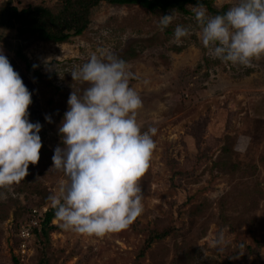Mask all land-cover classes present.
Instances as JSON below:
<instances>
[{
  "label": "rangeland",
  "instance_id": "obj_1",
  "mask_svg": "<svg viewBox=\"0 0 264 264\" xmlns=\"http://www.w3.org/2000/svg\"><path fill=\"white\" fill-rule=\"evenodd\" d=\"M211 1L217 9L240 2ZM63 4L0 0V11L41 6L57 14ZM192 6L163 12L101 0L88 13V27L80 35L71 30L61 44L0 26V50L32 93L28 118L42 125L40 159L29 164L23 181L0 188L6 195L0 199V264H264V54L247 65L214 58ZM172 11L175 18L161 31L159 16ZM177 25L190 30L180 42ZM97 49L126 62L129 85L142 100L137 123L142 132L157 129L139 181L143 212L102 236L66 230L56 217L51 229L38 220L44 233L31 236L20 255L18 227L32 208L40 219L52 207L48 197L61 198L60 184L67 182L52 161L54 149L63 147L58 127L70 93L81 95L89 86L71 72Z\"/></svg>",
  "mask_w": 264,
  "mask_h": 264
},
{
  "label": "clouds",
  "instance_id": "obj_2",
  "mask_svg": "<svg viewBox=\"0 0 264 264\" xmlns=\"http://www.w3.org/2000/svg\"><path fill=\"white\" fill-rule=\"evenodd\" d=\"M191 11L202 26V44L214 58L247 65L264 54V0H240L214 16L197 0ZM174 18V11L159 16L160 30ZM189 32L177 25L175 41ZM71 75L89 86L81 95L74 90L69 95L58 127L63 147L57 146L52 156L67 182L60 184L62 202L56 195L48 199L61 227L102 236L126 228L143 212L139 181L149 167L157 129L142 132L137 123L142 100L129 85L124 60L97 49ZM31 96L0 50V188L23 181L29 164L40 159L42 125L28 118ZM45 120L52 122L48 115ZM0 199L6 195L0 193Z\"/></svg>",
  "mask_w": 264,
  "mask_h": 264
},
{
  "label": "trees",
  "instance_id": "obj_3",
  "mask_svg": "<svg viewBox=\"0 0 264 264\" xmlns=\"http://www.w3.org/2000/svg\"><path fill=\"white\" fill-rule=\"evenodd\" d=\"M101 0H82L78 4H72L73 0H64V4L60 12L55 14L51 9L32 6L17 10L15 7H9L0 11V26L7 29H16L19 35H34L42 42H51L61 44L68 42L72 36V30L75 35H80L84 29L88 27V13L94 5H97ZM110 4L117 5H138L149 11L160 10L165 11L168 8H174L186 12L185 5H197V0H104ZM210 16L223 14L228 10L226 6L217 9L212 6L211 0H199ZM17 55L26 59V57L17 51ZM55 218L53 206L45 211L44 215L38 219L45 224V229L53 228L51 220ZM39 221V222H40ZM43 227L34 229V234L41 236L44 233ZM18 231V230H17ZM167 231L160 233V236L165 235ZM19 236L16 247L19 249ZM14 264H19L14 259Z\"/></svg>",
  "mask_w": 264,
  "mask_h": 264
},
{
  "label": "built area",
  "instance_id": "obj_4",
  "mask_svg": "<svg viewBox=\"0 0 264 264\" xmlns=\"http://www.w3.org/2000/svg\"><path fill=\"white\" fill-rule=\"evenodd\" d=\"M31 218L29 219V221L23 223L22 225H20L18 227V236H19V253L20 255H23L25 250L27 249V240L30 239L31 236H34V231L33 229L36 227V225L39 223L38 222V214H37V210L32 208L31 209ZM38 228V226L36 227V229Z\"/></svg>",
  "mask_w": 264,
  "mask_h": 264
}]
</instances>
